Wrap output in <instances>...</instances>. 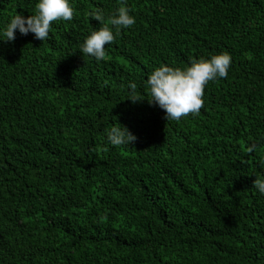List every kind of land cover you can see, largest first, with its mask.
Listing matches in <instances>:
<instances>
[{"label": "trees", "instance_id": "trees-1", "mask_svg": "<svg viewBox=\"0 0 264 264\" xmlns=\"http://www.w3.org/2000/svg\"><path fill=\"white\" fill-rule=\"evenodd\" d=\"M35 3L0 0V28ZM71 4L45 41L0 40V264H264V0ZM125 4L135 24L101 60L81 55ZM224 51L198 114L148 103L155 67ZM119 124L132 145L107 140Z\"/></svg>", "mask_w": 264, "mask_h": 264}, {"label": "clouds", "instance_id": "clouds-1", "mask_svg": "<svg viewBox=\"0 0 264 264\" xmlns=\"http://www.w3.org/2000/svg\"><path fill=\"white\" fill-rule=\"evenodd\" d=\"M74 8L71 0H36L34 14L24 16L16 12L0 28V40L12 41L18 31L21 35L32 33L34 38L45 41L49 37L51 22L56 20H72ZM89 17L101 24L104 14L101 9L90 10ZM136 22L125 4L116 9L110 17V25L93 30L79 45L83 56L95 58L97 61L105 56V45L114 41L120 28H128ZM115 28L114 32L112 29ZM231 55L224 51L211 55L209 58L191 59L185 67H175L161 64L155 67L146 78V86L150 99L148 103L155 104L164 112L166 120H179L189 113L198 114L203 107L204 88L209 81L224 78L228 75ZM126 97L135 103L144 98L137 93V85L129 82L125 88ZM106 138L113 146H130L137 137L126 126L106 128ZM252 186L264 195V178L255 177Z\"/></svg>", "mask_w": 264, "mask_h": 264}]
</instances>
